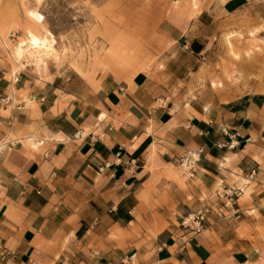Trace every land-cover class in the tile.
Masks as SVG:
<instances>
[{"label": "crops", "instance_id": "0c3cea01", "mask_svg": "<svg viewBox=\"0 0 264 264\" xmlns=\"http://www.w3.org/2000/svg\"><path fill=\"white\" fill-rule=\"evenodd\" d=\"M164 3L161 66L0 65V264H264V96L207 110L172 96L227 16L264 0Z\"/></svg>", "mask_w": 264, "mask_h": 264}, {"label": "rangeland", "instance_id": "374dc122", "mask_svg": "<svg viewBox=\"0 0 264 264\" xmlns=\"http://www.w3.org/2000/svg\"><path fill=\"white\" fill-rule=\"evenodd\" d=\"M164 4V0H0V65L19 71L24 65L47 62L84 76L97 66L126 74L161 66L168 58L159 56L155 32ZM226 22L196 66L177 75L180 80L172 89L177 102L205 110L227 109L245 93L264 96V6L242 8ZM45 35L52 56L35 50L34 37ZM19 45L25 54L16 60L13 51Z\"/></svg>", "mask_w": 264, "mask_h": 264}, {"label": "built area", "instance_id": "2783aa9c", "mask_svg": "<svg viewBox=\"0 0 264 264\" xmlns=\"http://www.w3.org/2000/svg\"><path fill=\"white\" fill-rule=\"evenodd\" d=\"M10 37V40L11 41H14L13 39H15V36H14V33L10 34L9 35ZM5 142H3L4 144ZM2 142L0 140V150L2 148ZM201 153H202V150L201 148H197V149H186L182 152L181 155H179L177 157V164L186 172H192V169L195 167V165L197 164V162L199 161L200 157H201ZM235 189L233 188H230L229 190L225 191V192H218L216 191V195L218 197H225V198H228L224 204H227V203H232L236 198H237V194L236 192L234 191ZM235 197V198H234ZM209 212V208L206 206L204 207L203 209L199 210L197 213H196V216H195V220L197 222H201L202 220L205 219V216L206 214ZM0 251H3L4 250L2 248H0Z\"/></svg>", "mask_w": 264, "mask_h": 264}, {"label": "bare ground", "instance_id": "6f19581e", "mask_svg": "<svg viewBox=\"0 0 264 264\" xmlns=\"http://www.w3.org/2000/svg\"><path fill=\"white\" fill-rule=\"evenodd\" d=\"M48 37H52V34L47 31L46 32ZM47 35L45 36H42V37H34V45H35V50H40L41 53L44 55V56H47V55H51V53H53L52 49L49 47L48 43L50 42L49 41V38L47 37ZM15 40V39H13ZM9 41L10 40V37H9ZM12 42V41H11ZM229 42V41H228ZM31 45V44H30ZM4 48L6 49V52L8 51L7 47H6V44L4 43ZM33 46V45H32ZM33 53H34V50H33ZM32 53V54H33ZM13 54H14V57L16 60H20L21 58H23L24 54H25V49L23 48L22 45H19V46H15L14 48V51H13ZM52 56V55H51ZM42 58H39V60H41ZM26 66V65H24ZM3 145V142L2 144Z\"/></svg>", "mask_w": 264, "mask_h": 264}]
</instances>
